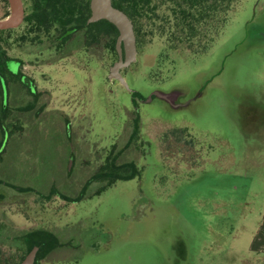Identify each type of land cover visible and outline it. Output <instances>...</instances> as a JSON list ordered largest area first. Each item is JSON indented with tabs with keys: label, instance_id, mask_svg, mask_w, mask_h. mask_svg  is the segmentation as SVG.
<instances>
[{
	"label": "rangeland",
	"instance_id": "374dc122",
	"mask_svg": "<svg viewBox=\"0 0 264 264\" xmlns=\"http://www.w3.org/2000/svg\"><path fill=\"white\" fill-rule=\"evenodd\" d=\"M26 29L1 44L0 264L28 251L11 236L29 229L37 264H264V0H239L204 54L147 36L129 90L109 79L108 39ZM114 145L139 173L95 195Z\"/></svg>",
	"mask_w": 264,
	"mask_h": 264
},
{
	"label": "trees",
	"instance_id": "16d2710c",
	"mask_svg": "<svg viewBox=\"0 0 264 264\" xmlns=\"http://www.w3.org/2000/svg\"><path fill=\"white\" fill-rule=\"evenodd\" d=\"M238 1L113 0V4L123 10L133 21L137 46L152 42L154 37L164 38L168 35L169 41L190 44V49L197 43L196 48L192 50V53L197 55L208 51L214 40L206 42L203 37L212 32L213 27L215 28L213 36L220 33L228 22L230 11ZM0 4V20H5L10 16V5L8 0H1ZM30 5V13L22 23L27 28V34L22 37V41L32 35L37 36L33 38L36 40L42 33L50 34L52 30H56L60 33V37L71 33L70 36L61 40L66 44L71 40L72 34L83 31L88 44L93 46L108 39L109 49L118 55L116 41L119 31L117 28L106 20L94 24L87 23L91 15L90 0H30ZM13 30H0V76H5L6 73L13 76L6 64L9 58L1 45L5 41L3 36L12 33ZM147 36H151L149 42L146 39ZM2 90L3 83L0 78V91ZM2 109L6 110L4 105ZM3 128L6 130L5 126ZM140 128L141 119L135 112L134 130L128 146L138 140ZM184 131L187 132V128ZM139 145L142 144L139 143ZM118 149L119 147L114 145L106 157V162L98 169L96 178L103 182V185L95 195L102 194L119 180L133 179L138 175L139 171L135 163H118Z\"/></svg>",
	"mask_w": 264,
	"mask_h": 264
},
{
	"label": "water",
	"instance_id": "95a60500",
	"mask_svg": "<svg viewBox=\"0 0 264 264\" xmlns=\"http://www.w3.org/2000/svg\"><path fill=\"white\" fill-rule=\"evenodd\" d=\"M10 5V16L0 20V30L16 29L24 21L25 7L23 0H8ZM91 15L88 24H94L106 20L113 24L119 31L116 41L118 61L110 68L109 79L118 81L129 90L128 83L122 71L129 68L137 61L138 47L134 24L130 17L113 4V0H90ZM155 96L173 104L174 95L156 92ZM38 248H33L21 262V264H34Z\"/></svg>",
	"mask_w": 264,
	"mask_h": 264
},
{
	"label": "flooded vegetation",
	"instance_id": "af4514ba",
	"mask_svg": "<svg viewBox=\"0 0 264 264\" xmlns=\"http://www.w3.org/2000/svg\"><path fill=\"white\" fill-rule=\"evenodd\" d=\"M24 3V2H23ZM70 34L71 33H69V34H65V35H63V36H61V37H59L58 38V41H60V40H62V38H66V37H68V36H70ZM73 35V34H72ZM57 39V38H56ZM10 71V70H9ZM11 72V71H10ZM12 73V72H11ZM13 74V73H12ZM14 75V74H13ZM15 75H17V74H15ZM5 86L3 85V88H4ZM5 91V90H4ZM7 135H8V137H10L9 136V133H8V131L7 130H5V137H4V140H3V142L1 143V145H0V154L2 153V152H4L5 151V148L7 147L6 146V142H5V138L7 137ZM9 139V138H8ZM10 227L9 225H5V229H9L8 227ZM11 228V227H10ZM2 229H4V227H0V230H2ZM13 232V236H11V238H12V240L13 241H16V242H14V243H16L15 244V246L17 247V248H22V249H28V251L25 253V255H24V253L21 255L22 257H20L19 258V260H18V262L16 263V264H21V262L24 260V258L26 257V255L33 249V248H35V247H37L38 248V251H37V254H36V258H35V262H34V264H37V259H38V255H39V252H40V249H41V245H40V241L38 242V240H39V238L41 237V234H40V232L38 231V230H24V231H12ZM18 240V241H17ZM34 241H37L38 242V244H37V242H35V244H33V242Z\"/></svg>",
	"mask_w": 264,
	"mask_h": 264
}]
</instances>
